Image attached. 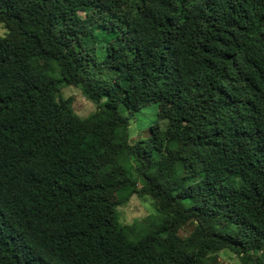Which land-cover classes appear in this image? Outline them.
<instances>
[{
  "label": "trees",
  "instance_id": "16d2710c",
  "mask_svg": "<svg viewBox=\"0 0 264 264\" xmlns=\"http://www.w3.org/2000/svg\"><path fill=\"white\" fill-rule=\"evenodd\" d=\"M0 24V264H264V0H0Z\"/></svg>",
  "mask_w": 264,
  "mask_h": 264
},
{
  "label": "rangeland",
  "instance_id": "374dc122",
  "mask_svg": "<svg viewBox=\"0 0 264 264\" xmlns=\"http://www.w3.org/2000/svg\"><path fill=\"white\" fill-rule=\"evenodd\" d=\"M95 18L93 13L88 14ZM6 32L3 25L0 24V35ZM64 97H73L72 110L80 117L87 116L96 109V105L88 100L77 88L67 86L62 90ZM163 103L161 105L154 104L144 107L131 120L129 126L130 142H135L140 139H146L150 135V125L156 121L162 122L160 117ZM113 194H109V199H114ZM150 205L148 202H143L138 197L134 196L129 202L118 208L120 219L123 223L129 224L135 219L143 218L149 214ZM221 264H239V258L235 253L229 250H224L220 253Z\"/></svg>",
  "mask_w": 264,
  "mask_h": 264
}]
</instances>
